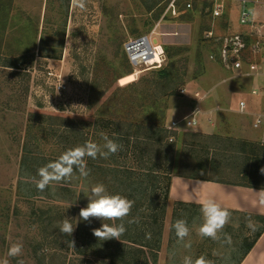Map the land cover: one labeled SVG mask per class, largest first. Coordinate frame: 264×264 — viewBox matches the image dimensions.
Here are the masks:
<instances>
[{
  "label": "rangeland",
  "instance_id": "obj_1",
  "mask_svg": "<svg viewBox=\"0 0 264 264\" xmlns=\"http://www.w3.org/2000/svg\"><path fill=\"white\" fill-rule=\"evenodd\" d=\"M169 2L85 0L81 10L72 0H0V264L5 259L9 264H113L110 258H141L143 250L148 254L142 259L150 258L146 264H153L154 253L156 264H182L184 256L202 255L213 264H236L256 237L258 223L252 220V231L247 218L231 213L223 230L230 245L201 238L200 209L172 204L165 196L173 175L264 182V153L257 141L231 130L249 131L236 106L262 81L238 77L211 60L223 36L233 32L254 39L264 35V24L241 26L239 1L230 2L220 19L212 16L210 0H178L181 15L164 17ZM151 34L163 45L165 61L133 67L124 44ZM196 91L207 98H195ZM196 107L202 110L201 125L210 122L213 134H201V125L169 130L173 120ZM101 132L122 149L107 159L86 158V178L77 171L43 192L36 188L33 177L39 179L40 167L87 141L103 144ZM95 183L135 201L121 241L96 238L97 219L81 221L71 237L59 232V221L78 218L87 206L83 192ZM133 218L139 223L127 222ZM178 219L191 230L185 239L190 249L177 242L172 225ZM68 240L75 241L74 248ZM15 243L23 245L22 254L9 257ZM149 243L158 244V251L141 248Z\"/></svg>",
  "mask_w": 264,
  "mask_h": 264
},
{
  "label": "clouds",
  "instance_id": "obj_2",
  "mask_svg": "<svg viewBox=\"0 0 264 264\" xmlns=\"http://www.w3.org/2000/svg\"><path fill=\"white\" fill-rule=\"evenodd\" d=\"M72 4L81 10L86 7L85 0H72ZM99 135L103 140V144L87 141L83 145L65 150L57 159L40 167L37 170L39 179L33 177L36 188L43 192L54 183L72 179L77 171L81 177L86 178L90 171L86 167V158L96 159L99 157L107 159L122 149L123 146L114 139L109 138L106 133L101 132ZM260 172L264 174V168H261ZM257 192L259 204L264 205V188ZM83 193L88 201L87 206L80 209L78 218L65 217L62 221H59L57 223L59 232L62 235L71 237L81 221L90 222L91 219H97L101 221V226L92 229V233L96 238L101 241L111 239L121 241V236L127 231L124 221L129 217L135 201L119 193H110L103 183H95ZM200 213L202 223L196 229L198 236L230 245L232 243L231 237L223 232L225 226L231 220L229 209L223 207L216 200L208 198L200 202ZM118 221L119 223H117ZM127 222L129 224L139 223V219L133 218ZM247 226L252 231L256 230L255 222L250 218L247 219ZM172 227L177 242L182 243L184 248L190 249L191 243H185V239L191 233L187 221L178 219ZM67 244L71 248L75 247L74 240H68ZM22 251L23 245L15 243L9 248L7 255L9 257H19ZM2 264H9V261L5 259ZM18 264H24L23 260L18 261ZM182 264H213V261L208 260L203 255L195 260L191 256H184Z\"/></svg>",
  "mask_w": 264,
  "mask_h": 264
},
{
  "label": "built area",
  "instance_id": "obj_3",
  "mask_svg": "<svg viewBox=\"0 0 264 264\" xmlns=\"http://www.w3.org/2000/svg\"><path fill=\"white\" fill-rule=\"evenodd\" d=\"M212 16L216 19L222 18L228 10V4L239 1V23L244 27L256 29V23L253 19L252 12L248 9L247 0H210ZM167 6V15L171 18H178L181 12L178 10V0H170ZM187 9L192 8L191 3L186 4ZM262 28L259 27V31ZM254 32V31H252ZM207 38H212L213 33L206 32ZM256 33V32H254ZM250 35H239L231 32L219 39V47L217 53H213L211 60L218 63L224 70L235 73L238 77L253 79V81H262V84H253L249 89V94L255 98L264 97V44L259 39L264 35L259 34V37L249 39ZM124 52L129 63L133 67L142 66H158L165 61V50L159 40L153 35L139 37L137 39L128 40L124 44ZM258 83V82H257ZM182 95L186 94L185 89H181ZM195 98L204 100L206 94L202 95L199 91L194 94ZM238 112L240 114L251 116V128L254 131L262 133V139L259 144L264 146V111L253 112L249 109V104L245 100H241L238 104ZM201 114L200 108L196 107L188 116L181 120H173L169 126V130H179L180 125L184 129H194L199 124L198 116Z\"/></svg>",
  "mask_w": 264,
  "mask_h": 264
},
{
  "label": "crops",
  "instance_id": "obj_4",
  "mask_svg": "<svg viewBox=\"0 0 264 264\" xmlns=\"http://www.w3.org/2000/svg\"><path fill=\"white\" fill-rule=\"evenodd\" d=\"M249 1L251 2L252 5L251 12H252V16L254 17L253 18L254 21L264 24V1L263 0L262 2L258 0H249ZM233 9H235V6L232 5L231 11ZM232 13L233 11L231 12V14ZM236 25L237 24H234L235 27ZM234 26L233 29L235 28ZM250 86H251V81H248V87ZM246 94L247 95L249 94V90L246 91ZM247 95L244 96L247 97ZM246 97L244 98L242 97L238 101L235 113L240 117V120L248 121L249 131L248 132L243 131V129L238 126L231 127V130H234V133L237 132L239 134L242 135L244 134L249 136L247 138H250V140L257 141V145H260L259 142L262 139L263 136L262 133L253 130V132H255V135L256 134L261 135L260 140L257 139L256 137L254 138L255 135L251 131L252 118L251 116L240 114L238 112V104L241 100H245L248 102L249 109L251 111L262 112L264 111V97L259 99L252 96H251L252 99ZM254 103L255 105L257 104V107L253 106ZM216 111H218V109H216ZM201 117H202V110H201V114L198 116L199 124L196 128H199L201 125ZM208 123L210 122H206V124L201 125L202 126L200 127V132H202L201 134H205V135L213 134V130L209 127ZM260 146L264 147L262 145ZM199 178L202 177L192 178L191 176H186V175H173L169 183L168 201L172 204L181 203L182 206L194 207L200 209L201 201H203L204 199L212 198L216 200L218 203H220L223 207L229 209V211L232 214L238 215L239 217H243L245 219L250 218L251 220H254L256 223H258L260 228L257 233L260 232L261 235L256 239V242L254 243V245L250 250L247 251V246L253 240L246 245V249L242 254H240L241 256L237 260L236 264H264V205L259 204L258 192H257L262 189L260 188V186L264 184V182H262L261 185H252L250 187H244V186L228 184V182L225 181L216 182L213 179L201 180Z\"/></svg>",
  "mask_w": 264,
  "mask_h": 264
},
{
  "label": "trees",
  "instance_id": "obj_5",
  "mask_svg": "<svg viewBox=\"0 0 264 264\" xmlns=\"http://www.w3.org/2000/svg\"><path fill=\"white\" fill-rule=\"evenodd\" d=\"M177 6H178V3H177ZM166 73V72H165ZM164 74V73H163ZM105 123H107V125L106 126H114V125H118V123H115V122H109V121H100V125L101 124H105ZM171 134H172V132H170ZM171 137H173L172 135H171ZM258 146V150L259 151H261V152H263L264 153V147H261L260 145H257ZM90 169H93V167H90ZM192 178H197V177H192ZM199 179H201V180H208V179H202V178H199ZM216 182H222L221 180H215ZM228 184H232V185H237V186H244V187H250V186H252L253 184H246V183H228ZM260 188H264V184H262L261 186H260ZM165 199H166V201H168V199H169V185H168V188H167V192H166V196H165ZM176 205H181L182 206V204L181 203H176ZM165 209V208H164ZM157 216H154V220H155V222H154V225H156V227H160L159 226V222L157 221ZM261 235V233L259 232V233H257V235H256V238L250 243V244H248V246H247V251L248 250H250L251 248H252V246L254 245V243L256 242V239L259 237ZM160 236V235H159ZM159 238V237H158ZM145 247H147L149 250V253H153V252H155L156 250L158 251V244L155 246V248H154V246L151 244V243H149L148 245H141V248H143V249H145ZM148 253H147V251H141V258L140 257H137L136 259L135 258H132V257H126V256H124V255H121L119 258L120 259H118V261L116 260V259H114V258H110V263H113V264H115V262H117L118 264H146V262L150 259V258H147V259H145V260H143L142 259V257H143V255L145 256V255H147ZM135 260H136V262H135ZM157 260H158V256L154 253V255L152 254V259H151V261L153 262V264H156L157 263Z\"/></svg>",
  "mask_w": 264,
  "mask_h": 264
}]
</instances>
